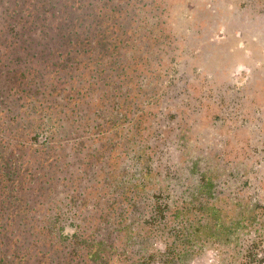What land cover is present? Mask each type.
Masks as SVG:
<instances>
[{
  "label": "trees",
  "instance_id": "16d2710c",
  "mask_svg": "<svg viewBox=\"0 0 264 264\" xmlns=\"http://www.w3.org/2000/svg\"><path fill=\"white\" fill-rule=\"evenodd\" d=\"M118 1L0 0V134L12 127L24 140L42 146L69 127L70 135L94 133L98 143L103 138L101 153L110 141L135 144L122 166L105 175V206L87 194L79 203L72 200L70 224L53 217L60 236L70 235V249L63 251L67 263L70 257L75 264H191L207 250L220 254L219 264L264 261V250L255 247L264 242V203L248 194L245 167L240 172L235 166L220 171L214 158L205 161L189 150L193 147L181 141L180 117L169 131L177 140L173 163H158L159 151L149 144L136 146L139 132H147L155 115L159 131L149 134L165 131L159 101L166 98L156 95L174 82L166 85V52L151 48L154 38H161V29L156 35L138 31L135 5L123 0L120 4L127 3L122 7ZM136 64L139 68L133 69ZM157 88L161 90L151 91L160 104L155 105L156 113L140 112L135 99ZM105 100L110 117L102 121ZM99 121L98 126L108 122L110 127L98 130L94 123ZM15 145L22 148L19 142ZM18 155L12 147L0 150V233L9 234V229L12 234L13 226L28 221L21 216L23 209L13 205L23 204L12 187V182H22ZM6 158L17 168L9 171ZM94 158L90 153L87 160ZM88 204L92 210L87 212ZM84 211L89 216H83ZM86 218L89 221L83 222ZM37 240L36 231L26 233L11 251L0 250V264H25L32 256L34 264H47Z\"/></svg>",
  "mask_w": 264,
  "mask_h": 264
},
{
  "label": "rangeland",
  "instance_id": "374dc122",
  "mask_svg": "<svg viewBox=\"0 0 264 264\" xmlns=\"http://www.w3.org/2000/svg\"><path fill=\"white\" fill-rule=\"evenodd\" d=\"M122 1L119 0V4ZM130 1L135 5V17L141 26L138 31L156 35L161 29V38L155 41V37L151 48L155 53L166 52L165 65L168 71L170 68L166 85L174 82L156 95L165 94L166 101H159L164 105L161 116L166 124L165 131L159 136L149 134L148 130L159 131L155 115V122L147 127V132H139L136 146L149 144L159 151L158 163H173L177 140L169 131L174 128L175 118L180 117V127L184 131L182 144L192 146L189 150L201 154L205 161L214 158L220 164V171L235 166L240 172L245 167L250 181L248 194L264 203V0ZM126 3L120 5L124 7ZM136 68L139 64L133 66ZM155 90L161 88L140 92L141 96L135 99L140 112L147 109V113H156L155 105L160 104L153 98ZM109 107L107 100L102 102L99 113L102 121L110 117ZM69 108H65L66 113ZM106 123L104 126H98L100 121L94 124L98 130H104L107 125L110 127ZM10 129L0 134V141L4 143V146L0 144V150L4 153L12 147L19 154L18 171L22 182H12V187L23 204L13 202V205L23 209L21 216L28 221L18 228L13 226L12 234L9 229V234L0 233L4 236L0 240V250L3 253L11 251L19 238L36 231L40 250L46 252L47 264H75L77 261L70 263V257L67 263L63 253L70 249V235L60 236L59 225L53 217L57 215L70 224L74 212L73 204L70 208L72 200L79 203L87 194L104 201L105 206L109 196L105 175L110 168L116 171L122 166L127 159L126 153L135 144L122 146L110 141L101 153L98 149L104 145L103 138L98 143L97 138L93 139L94 133L82 135L80 131L79 135H70L68 127L65 133L60 131L52 141L41 146L29 143L27 138L25 141L21 133ZM17 142L22 146L20 150L15 145ZM75 142L76 146L72 144ZM187 147L185 153L189 157L191 153ZM90 153H95V158L87 160ZM5 162L9 171L17 168L9 158ZM92 164L94 166L90 167ZM110 193L112 195L113 191ZM112 198L117 199V194ZM86 209L87 212L92 210L91 205ZM87 212L82 215L89 216ZM88 221L86 218L83 222ZM39 225L45 226L40 228L44 231L39 232ZM154 246L161 248L156 243ZM255 247L264 250V242ZM36 256L40 262L41 254L36 252ZM219 257L207 250L192 259L191 264H219L216 261ZM25 264H34L33 256L28 257ZM257 264H264V261Z\"/></svg>",
  "mask_w": 264,
  "mask_h": 264
}]
</instances>
